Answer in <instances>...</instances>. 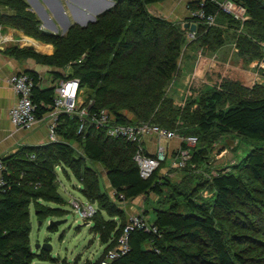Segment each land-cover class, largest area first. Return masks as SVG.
Here are the masks:
<instances>
[{
    "label": "trees",
    "instance_id": "16d2710c",
    "mask_svg": "<svg viewBox=\"0 0 264 264\" xmlns=\"http://www.w3.org/2000/svg\"><path fill=\"white\" fill-rule=\"evenodd\" d=\"M160 1L116 0L95 20L75 22L61 33L43 28L27 0H0V25L21 29L54 47L52 53H42L14 43L6 46L8 53L53 67L55 77L69 69L67 75L80 79L86 103L93 100L87 120L106 108L112 121H149L198 136L188 164L173 166L166 158L143 177L134 158L135 141L111 136L89 121L78 131L79 116L63 114L57 126L61 140L24 145L3 157L9 174L0 194V264H33L36 258L48 262L44 264H79L80 255L70 261L45 248L32 249L31 206L41 221L68 212L58 188V168L68 177L71 171L81 193L97 205L87 217L104 248L87 264H99L116 244L130 217L125 203L151 192L157 196L156 230H131L130 249L113 264H264V145L253 147L241 161L217 167L215 174L208 159L215 142L230 132L264 139V80L247 83L222 74L206 92L186 97L183 105L169 90L183 60L198 49L215 52L229 39L246 65L258 60L264 78V0H234L246 6L245 20L223 11L217 0L189 1L190 10L215 16L212 24L206 17H187L197 21L190 38L189 27L149 10V3ZM28 72L39 80L37 72ZM53 95L54 86L33 88L36 101L51 102ZM90 162L104 167L114 194L104 189ZM178 168L183 170L180 179L172 176ZM48 227L55 230L58 225Z\"/></svg>",
    "mask_w": 264,
    "mask_h": 264
},
{
    "label": "rangeland",
    "instance_id": "374dc122",
    "mask_svg": "<svg viewBox=\"0 0 264 264\" xmlns=\"http://www.w3.org/2000/svg\"><path fill=\"white\" fill-rule=\"evenodd\" d=\"M161 2H164L163 6H159V2L149 3V10L157 15L160 14V16L179 21L184 25L185 22H194L193 19H186V16H172L171 13L175 11L178 2L175 1L176 3H174V1L171 0H162ZM181 6L182 5L179 4L178 9ZM184 7L189 11L187 3H184ZM59 16L62 19H58H64L62 23H65L67 19L66 15L60 12ZM77 16L81 19L79 13H77ZM191 16H193L192 13L189 17ZM71 20H73V17H71ZM60 28L59 32L62 33L63 27ZM19 36L20 34L16 33V37ZM187 36L188 38L192 37L189 32ZM260 65L264 67V62H261ZM257 66L258 60L256 59L252 60L249 65H246L243 59L238 55V48L235 45V41L229 39L215 52L198 49L194 52V57L189 60H183L181 71L176 79L172 81L169 90L171 94L175 96L177 104L183 105L186 97L206 92V90H208L207 88L214 84V81L218 80L222 74L237 76L247 83L263 81L264 78L257 70ZM66 73H70V70H65L64 75ZM58 81L59 77H55L51 69L49 71L45 70L41 79V86H54L58 84ZM87 93H89V91H87ZM163 139L162 144L166 146L165 144L167 143H163ZM258 145H264V139L249 138L238 135L235 132H230L218 139L213 145L208 157L210 161L209 164H211L213 170L217 167L234 164L237 161L243 160L249 151ZM172 161L173 158L167 159L168 164H172ZM90 164L98 170L102 186L111 194L112 186L107 183L108 178L104 167L99 162H90ZM57 171L60 179L58 188L67 199L66 204L63 206L68 209V212L66 215L62 216L66 218V220L60 223L57 229L52 230L48 226L50 219L53 217L46 218L40 222L41 219H39V216L36 214V209L32 205V247L34 250H37L38 248L35 246L37 242H49L52 244L51 253L53 256H60L61 258H67L73 261L77 255H80L81 260L79 264L93 262L102 253L104 244L100 241L99 235L91 229L92 221L88 220L90 215H88V217L83 215L78 204H76L74 200L78 201L82 209H85L91 204L95 211L97 205L88 201L81 193L80 182L71 171L70 177L65 176L60 168H58ZM182 175L183 170L178 168V171L172 176L173 178L180 179ZM136 197L142 199L140 195ZM133 199H131V204ZM144 199L147 200L148 204V222L153 221L155 219L153 211L154 196L148 193L143 200ZM51 204L54 205L53 203ZM125 204H127V202ZM126 209L127 211L131 210L130 205H127ZM39 261V259H36L35 263Z\"/></svg>",
    "mask_w": 264,
    "mask_h": 264
},
{
    "label": "built area",
    "instance_id": "2783aa9c",
    "mask_svg": "<svg viewBox=\"0 0 264 264\" xmlns=\"http://www.w3.org/2000/svg\"><path fill=\"white\" fill-rule=\"evenodd\" d=\"M217 2L223 11L231 14L236 19L245 20L249 17L247 8L243 4H236L233 0H217ZM191 13L193 16L196 14L204 16L203 11L200 10H191ZM214 19L213 15H208L209 23H213ZM2 27L3 25H0V36H2ZM195 32L196 31L190 29V36L193 37ZM4 37L6 40L8 36L5 35ZM39 80L28 71H21L9 78L16 94V102L10 109V116L16 125L28 127L38 121L44 112L50 111L51 119L49 123V140L58 141L61 140L57 133V126L60 117L63 114L70 117L77 115L81 121L78 131H81L89 121L90 124L95 123L96 126L105 127L107 133L111 136H125L130 140L135 141L137 143L135 158L140 164V171L143 177L150 176L161 160L167 158V150L160 143H158L156 152L150 153L147 150L145 143H143L144 136L145 134H155L159 137H172L176 134L175 130L167 129L166 127L151 122L125 124L112 121V117L106 108L95 111L91 116L92 118L87 120L85 115L89 114V105L93 100L86 103L84 89L81 88L80 79L78 77L69 76L67 74L59 77L58 84L54 85V95L51 102H45L44 100L36 101L34 99L33 88L35 86H40ZM43 107L48 109L40 113L39 111ZM182 140H184L188 146L180 149V153L175 156L172 161L171 165L173 166L183 167L188 164L190 158L192 157V152L190 151L189 146L194 145L197 142V136L188 135L186 137H182ZM213 171L216 172V170ZM5 173L9 174L8 167L3 158L0 157V194L8 185ZM205 194L208 193L205 192ZM121 196H123L122 193ZM74 201L78 204L83 215L88 216L93 214L94 208L91 204H89V206L85 209H82L78 201ZM134 228L156 230L154 224L148 222L142 215H130L129 221L125 225L122 233L119 235L116 244L108 248L99 264H113L117 258L125 254L130 249L129 236L131 230Z\"/></svg>",
    "mask_w": 264,
    "mask_h": 264
},
{
    "label": "crops",
    "instance_id": "0c3cea01",
    "mask_svg": "<svg viewBox=\"0 0 264 264\" xmlns=\"http://www.w3.org/2000/svg\"><path fill=\"white\" fill-rule=\"evenodd\" d=\"M112 0H27L29 7L34 10L38 17L41 20V23L47 26V28L53 29V24H55V28L60 31V27H63V32L68 29V27L77 22L75 16L71 13L72 7L74 10L80 14L81 18L85 20L92 19L95 14H99L104 11L106 7L111 5ZM166 1V0H165ZM174 3L178 2L176 9L172 14L175 17L186 16L189 17L191 15V10L188 7V2L191 0H171ZM176 1V2H175ZM184 3H187V7L189 11L184 7ZM179 4L182 5L179 9ZM164 2H159V6H163ZM42 7V8H41ZM71 7V9H70ZM60 12L68 13V18L65 20L63 24L62 21L58 18L62 19L59 16ZM160 15V14H159ZM85 16V17H84ZM73 17V20H71ZM16 33L20 34L19 37H16ZM2 36H0V157L7 156L11 153L16 152L21 146L24 145H33V144H41L49 141V123L51 119L50 111L44 112L40 119L33 123L28 127H22L16 125L10 116V109L16 102V94L15 91L9 81V78L21 71L32 70L39 74V83L41 88H45L46 86H41V79L43 77V72L49 71L50 69L53 71V67L38 62L33 57H16L12 54H9L6 46L10 44H19L21 46H32L36 50L42 53H52L54 50L52 43H46L39 39H36L33 36L27 35L23 30L14 28L12 26H3L1 30ZM5 35H7V39L5 40ZM25 38H32L38 43L42 45V50L37 48L35 41H28ZM30 40V39H29ZM27 41V42H26ZM45 45V46H44ZM47 47V48H45ZM166 142V150H167V159L175 158V152L178 150L179 146H181V138L176 135L170 139H163V143ZM144 143L146 145L147 150L150 153H155L158 140L155 134H145ZM171 164V163H169ZM168 166L164 169V173L167 172ZM173 174V173H171ZM107 183L110 182L107 180ZM112 194H114V189H111ZM154 196V200L157 198L155 194L151 192ZM142 199L135 197L132 200H128L127 205H130L131 210L128 211V215L139 214L142 215L148 221V204L147 200L143 198L145 195L140 194ZM154 221V220H153ZM153 221H149L153 223ZM32 231V230H31ZM31 236V233H30ZM33 249V247H32ZM34 250V249H33ZM39 250V248L37 249ZM37 259V258H36ZM33 264L35 263V260ZM42 262L48 263L47 261L40 260L38 263Z\"/></svg>",
    "mask_w": 264,
    "mask_h": 264
},
{
    "label": "water",
    "instance_id": "95a60500",
    "mask_svg": "<svg viewBox=\"0 0 264 264\" xmlns=\"http://www.w3.org/2000/svg\"><path fill=\"white\" fill-rule=\"evenodd\" d=\"M115 3H116V0H112V1H111V5L108 6V7H106L105 9H107V8H109V7H111V6H113ZM41 8H42V7H41ZM70 9H71V7H70ZM62 13L65 14L66 17L68 18V16H69L68 13H66V12H62ZM71 13L75 16L76 21H77L78 23H80L81 25H86L87 22H89V21H93V20H95L96 17H97V14H96V15L93 17V19H89V20H85V19H83V18L79 19V17L77 16V13H76V11L74 10L73 7H72V9H71ZM41 26H42L43 28H47V26L44 25V23L41 24ZM184 27H190L191 30L195 31V30H196V22H185ZM48 29H49V28H48ZM53 29H54L53 31L58 32V30L55 28V24H53ZM65 32H66V31H64V32H62V33H65ZM65 220H66V218H64V217L52 218V219H50V221H49V225H50V224H56V225H59L60 223L64 222ZM40 222H41V220H40ZM35 246H36V248H45V249H48V250H51V249H52V244L49 243V242H43V243L37 242V243L35 244Z\"/></svg>",
    "mask_w": 264,
    "mask_h": 264
},
{
    "label": "bare ground",
    "instance_id": "6f19581e",
    "mask_svg": "<svg viewBox=\"0 0 264 264\" xmlns=\"http://www.w3.org/2000/svg\"><path fill=\"white\" fill-rule=\"evenodd\" d=\"M234 1V0H233ZM235 2V1H234ZM236 3V2H235ZM236 4H239V3H236ZM106 10V9H105ZM192 10V9H191ZM203 11L202 9H198V10H193V11ZM101 13V12H100ZM204 13V12H203ZM96 15V14H95ZM94 15V16H95ZM98 15V14H97ZM209 15H212V14H209ZM195 16H198V17H200L201 19L202 18H205L206 17V21L208 22V15L207 16H205V13H204V16H200V15H198V14H196ZM214 16V15H213ZM214 18H215V16H214ZM93 19V18H92ZM214 21H215V19H214ZM194 22H196V27H197V21L196 20H194ZM209 23V22H208ZM214 23V22H213ZM209 24H212V23H209ZM196 31V30H195ZM26 39H28V41H35L34 39H32V38H25V40ZM30 39V40H29ZM27 42V41H26ZM35 43H36V46H37V48H39V49H41L42 50V45L40 44V43H38L37 41H35ZM45 46V45H44ZM45 48H47V47H45ZM144 122H149V121H144ZM122 123V122H121ZM140 123H142V122H140ZM126 124V123H125ZM167 128V127H166ZM167 129H169V128H167ZM173 130V129H172ZM175 135L174 136H176V135H178L180 138H181V146H179V148H178V150H176V156L180 153V149L182 148V147H187L188 145L184 142V140H182V137H186V136H188V135H182V134H179V132H177V131H175ZM189 135H193V134H189ZM157 136V135H156ZM174 136H172V137H159V136H157V140H158V143H160V144H162V139L163 138H166V139H170V138H173ZM123 137H125V136H123ZM127 138V137H126ZM129 139V138H128ZM130 140V139H129ZM132 141V140H131ZM197 142H198V136H197ZM197 142L194 144V145H191V146H189V148H190V151H191V149L193 148V147H195L196 146V144H197ZM143 143H144V141H143ZM163 145V144H162ZM164 146V145H163ZM165 147V149H166V146H164ZM135 154H136V152H135ZM134 158H135V155H134ZM136 159V158H135ZM137 160V159H136ZM138 161V160H137ZM161 163V162H160ZM160 163H159V165H160ZM138 164H139V162H138ZM158 165V166H159ZM157 166V167H158ZM156 167V168H157ZM139 168H140V164H139ZM155 168V169H156ZM193 168L195 169V170H199V168L196 166V164H194L193 165ZM154 169V170H155ZM154 172V171H153ZM152 172V173H153ZM140 173H141V171H140ZM212 173L213 174H215L216 172H214V171H212ZM207 175L209 176V174L207 173Z\"/></svg>",
    "mask_w": 264,
    "mask_h": 264
}]
</instances>
